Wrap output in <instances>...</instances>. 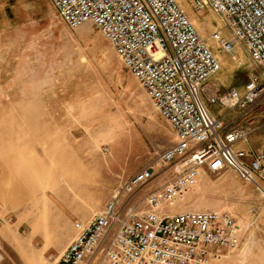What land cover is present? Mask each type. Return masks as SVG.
Here are the masks:
<instances>
[{
  "label": "rangeland",
  "instance_id": "obj_1",
  "mask_svg": "<svg viewBox=\"0 0 264 264\" xmlns=\"http://www.w3.org/2000/svg\"><path fill=\"white\" fill-rule=\"evenodd\" d=\"M175 1L221 64L205 84L241 90L258 72L242 47L235 46L232 58L210 38L217 30L228 36L220 18L195 10L190 0ZM204 102L226 126L240 115ZM250 115L261 129L249 142L264 149V105ZM174 141L169 123L99 30L90 23L70 28L51 0H0V264H40L21 259L14 242L23 252L43 251L51 264L70 241L73 222L89 219ZM169 173L158 169L131 201L161 186ZM263 207L264 195L227 170L202 173L172 211L231 212L241 228L238 248L207 264H264Z\"/></svg>",
  "mask_w": 264,
  "mask_h": 264
},
{
  "label": "built area",
  "instance_id": "obj_2",
  "mask_svg": "<svg viewBox=\"0 0 264 264\" xmlns=\"http://www.w3.org/2000/svg\"><path fill=\"white\" fill-rule=\"evenodd\" d=\"M51 2L70 28L90 23L101 32L175 133L174 143L127 178L101 209L73 222L70 241L51 264H207L236 250L241 228L231 212L172 209L204 172L232 170L264 195V149L249 142L261 129L249 114L264 105V0H190L197 11H213L228 32L210 38L232 58L239 44L258 71L241 90L223 92L205 84L221 64L175 0ZM204 99L240 115L226 126ZM158 169L170 170L161 186L131 201Z\"/></svg>",
  "mask_w": 264,
  "mask_h": 264
},
{
  "label": "crops",
  "instance_id": "obj_3",
  "mask_svg": "<svg viewBox=\"0 0 264 264\" xmlns=\"http://www.w3.org/2000/svg\"><path fill=\"white\" fill-rule=\"evenodd\" d=\"M237 117H239V115L237 116ZM234 118H236V117H234ZM255 211H256V209H255ZM262 211V213L261 214H264V207H263V209L261 210ZM23 224V222H20L19 224H17V230L19 231L20 229H21V225ZM12 226H3V228H4V230H7V229H10ZM9 232V231H8ZM32 241V237H29V242H31ZM12 245V244H11ZM23 246H22V244H17V243H13V249H14V251L16 252V253H18V255L20 256V258L21 259H24V257L25 258H35L36 259V261H38V263H40V264H47V263H45L44 261H43V257H42V253H43V251H37V250H28V252L25 250L24 252L21 250V248H22ZM245 249V248H244ZM259 250V249H258ZM260 251H261V249H260ZM26 253H27V255H26ZM32 253V254H31ZM25 254V255H24ZM27 256V257H26ZM2 259V257H1V254H0V260ZM261 260H262V258H261ZM263 261V260H262Z\"/></svg>",
  "mask_w": 264,
  "mask_h": 264
}]
</instances>
